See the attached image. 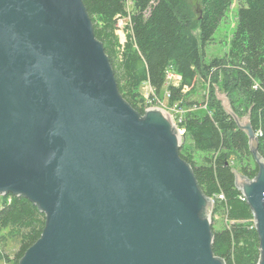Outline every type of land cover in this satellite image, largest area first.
I'll return each instance as SVG.
<instances>
[{
    "label": "water",
    "instance_id": "obj_1",
    "mask_svg": "<svg viewBox=\"0 0 264 264\" xmlns=\"http://www.w3.org/2000/svg\"><path fill=\"white\" fill-rule=\"evenodd\" d=\"M237 169L264 264V156ZM171 114L121 95L83 0H0V196L46 214L19 264H226L213 252V198L181 157Z\"/></svg>",
    "mask_w": 264,
    "mask_h": 264
},
{
    "label": "trees",
    "instance_id": "obj_2",
    "mask_svg": "<svg viewBox=\"0 0 264 264\" xmlns=\"http://www.w3.org/2000/svg\"><path fill=\"white\" fill-rule=\"evenodd\" d=\"M198 1L195 7L187 0H83L122 97L144 114L141 87L147 82L161 98L167 89L170 104L188 109L180 155L205 195H225L214 204L212 215L215 256L226 264H257L259 235L234 169L253 178L259 167L250 138L226 112L217 92L227 93L239 117L250 114L264 156V0ZM235 2L236 22L226 51L205 61L207 44ZM124 17L131 30L122 49L116 30ZM169 71L181 77L179 84L168 81ZM199 79L208 82L202 101L191 99ZM194 104L198 107L191 109ZM216 214L227 218L220 228L215 226ZM45 223L46 214L27 197L1 195L0 262L19 264ZM10 239L19 245L14 258L3 250Z\"/></svg>",
    "mask_w": 264,
    "mask_h": 264
},
{
    "label": "rangeland",
    "instance_id": "obj_3",
    "mask_svg": "<svg viewBox=\"0 0 264 264\" xmlns=\"http://www.w3.org/2000/svg\"><path fill=\"white\" fill-rule=\"evenodd\" d=\"M187 1L191 4H193L195 7H198V4H199L198 0H187ZM128 3H129V6H131V1H129ZM237 10H238V4H237V2H235L232 5L231 10L227 13V16L219 24V27L215 31L213 39L207 44V46L205 48V52H206L205 61H209L214 56L223 55L224 52L226 51L227 46H228V40L230 39V37L233 33V30H234ZM130 30L131 29L129 26V18L128 17L118 19L116 33L119 36V40H120V43L122 45V47H121L122 49L125 46V43L127 41L128 34L130 33ZM175 75H176V78L172 79L171 82H175V83L179 84V82H180V78L178 77L179 75H177V74H175ZM147 87L148 86L145 85V83L141 87L142 93H143L144 97L146 98V105L149 104L148 99L145 96V93L147 92ZM207 88H208V82L203 80V79H199L197 87H196L194 94L192 95L191 99L202 101L204 98L205 92L208 91ZM185 90H188V87H186ZM158 97L162 100L165 99V91H164V98H161L160 96H158ZM164 102L168 104V101L165 100ZM151 105L161 107L160 104H158L157 100H156V102H154ZM162 108H164V107H162ZM218 216H219L218 217L219 219L215 222V226L217 228H220L226 222L227 218H225V216L221 215V214H218ZM18 246L19 245L15 240L10 239L8 241L6 248L3 250L11 258H14V256L16 255V252L18 250ZM0 247L2 248L1 239H0ZM8 264H13V262H8Z\"/></svg>",
    "mask_w": 264,
    "mask_h": 264
},
{
    "label": "built area",
    "instance_id": "obj_4",
    "mask_svg": "<svg viewBox=\"0 0 264 264\" xmlns=\"http://www.w3.org/2000/svg\"><path fill=\"white\" fill-rule=\"evenodd\" d=\"M167 77H168V81L171 82L172 79L176 78V75L174 73H172L171 71H169L167 73ZM178 77L181 78L180 76H178ZM172 83L177 84L175 82H172ZM145 85L148 86L147 92L145 93V96L147 97L148 102H149V104L146 105V107L152 106L151 104H153L157 100L158 104H160L161 107H164L171 114L176 128L178 129L180 134L183 136V134L185 132V128L183 126V121L185 119V113L188 109L181 107L178 102H175L173 104H170L169 102H168V104L165 103L164 101L165 100L168 101V97L170 96V93L167 89L165 90V99L162 100L158 97V95L155 93L154 88L149 83L146 82ZM193 107H198V104H194L191 107V109ZM212 198H213V201L215 204L217 201L224 200L225 195H224V193L220 192L215 197H212ZM244 199H245V197H244ZM213 210H214V208H213ZM212 215H213V212H212ZM215 216H216V218L219 217L217 214ZM252 221L254 223V217L252 218ZM254 227H255V223H254ZM0 264H8V261L2 260L0 262Z\"/></svg>",
    "mask_w": 264,
    "mask_h": 264
}]
</instances>
